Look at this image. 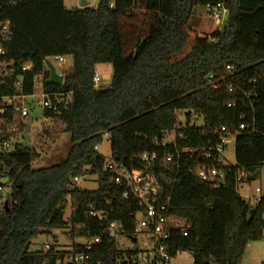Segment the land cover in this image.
<instances>
[{"label": "trees", "instance_id": "trees-1", "mask_svg": "<svg viewBox=\"0 0 264 264\" xmlns=\"http://www.w3.org/2000/svg\"><path fill=\"white\" fill-rule=\"evenodd\" d=\"M219 3L229 12L227 26L200 37L190 27L195 8ZM0 19L12 31L0 40L6 64L0 97L33 95L47 60L73 59L61 86L47 84L49 71L40 86L67 99L59 114L43 113L69 134L67 156L34 169L32 148L0 153V180L14 181L8 211L0 208V264H59L66 253L55 245L48 252L30 249L38 237L64 229L72 240L99 238L90 264H137L138 252L124 260L112 234L134 238L143 207L123 198L115 169L143 170L145 153L157 154L150 173L160 198L189 226L186 236L171 233L169 257L189 253L193 264H241L248 245L264 238V195L252 207L237 192L239 171L257 178L264 165V0H99L96 8L72 10L65 0H0ZM27 63L32 70L23 72ZM99 65L112 66L107 88H95ZM184 112L185 126L178 117ZM193 117L203 125L191 126ZM172 132L175 145L162 146ZM58 133L45 136L54 143ZM105 136L113 166L98 150ZM232 136L236 165L225 166L219 187L202 181L197 169L217 165V147ZM85 176L98 177L96 190L78 188L75 180ZM112 223L122 228L111 232ZM84 250L72 245V253Z\"/></svg>", "mask_w": 264, "mask_h": 264}, {"label": "rangeland", "instance_id": "rangeland-1", "mask_svg": "<svg viewBox=\"0 0 264 264\" xmlns=\"http://www.w3.org/2000/svg\"><path fill=\"white\" fill-rule=\"evenodd\" d=\"M82 0H65V5L67 8H80ZM92 8H96L99 4V0H84ZM229 12H226L221 23H217L216 20L208 13L206 7L197 6L194 10V15L190 21V27L194 29L199 34H205L206 36H212L216 32H221L227 26L229 20ZM204 37V36H203ZM55 68L58 75L64 76L73 67V59L71 57H65V63L62 68L59 67V62L55 58H50L48 60ZM109 67V73L105 71H100V86L109 87L113 75V69L111 65ZM40 83H43V79H40ZM42 100L37 97H28L25 101L30 108L31 114L24 122L30 126V132L27 133L28 127L24 130V133L20 134L18 138L15 139V143L35 149L37 152V161L33 163L34 169H40L49 167L57 164L61 159L67 156L69 150L70 136L69 134L60 133L62 131L61 127H57L50 122L45 121L42 108L38 105V102ZM179 121L183 126L187 124L185 118V112L179 113ZM191 126L201 127L203 125L202 119H197L194 117L191 122ZM58 132V138L53 143L47 140L45 132ZM174 139V136H170V141ZM231 144L228 145L225 153L221 154L223 158V165L230 167L235 166V136L229 137ZM44 142V144H42ZM99 153L105 157L107 164L113 166L112 155H111V142L108 136H105L103 144L99 147ZM116 167L114 166V169ZM119 171V169L117 170ZM242 171H239V175ZM98 177L97 176H85L81 178L78 182V188L81 190L94 191L98 188ZM0 183L4 185L5 192L0 195V206L4 199L9 198V195L13 192L14 181L3 178ZM262 190V193H257L256 189ZM256 190V191H255ZM238 194L248 201L252 207L256 206L255 200H260L264 195V165L257 172V178L254 181H243L237 184ZM72 216V203L68 201V204L64 208V219L69 222ZM143 219L141 214L138 215V222ZM170 224H177V220L172 218ZM141 234L135 235L134 238L125 237L117 234L116 231L112 235L116 238L118 249L123 253L124 260L128 261L127 254L129 252H138V255L132 257V262H138L139 264H153L154 258L156 256V242L150 229L144 227ZM69 230H56L53 231L51 236H40L32 245L31 252H39L45 244L49 243L55 245L58 250L66 253L65 258L59 264H72L70 255L72 254V245L78 241H83L82 239L75 238L74 240L68 237ZM167 264H193V258L189 253H179L174 258H169ZM241 264H264V238L260 242L251 243L248 245L246 253L241 261Z\"/></svg>", "mask_w": 264, "mask_h": 264}, {"label": "built area", "instance_id": "built-area-1", "mask_svg": "<svg viewBox=\"0 0 264 264\" xmlns=\"http://www.w3.org/2000/svg\"><path fill=\"white\" fill-rule=\"evenodd\" d=\"M109 7H114V3L112 1L110 2ZM206 9L212 16V18L219 24L222 21L223 15L228 12L226 6L223 3H219L214 6L208 5L206 6ZM11 36L12 31L10 22L0 19V40L8 41ZM206 37L207 36H204L203 38ZM0 55H5V52L1 46ZM55 60L59 62V67L62 68L65 63V57H56ZM0 70H6L5 63L0 62ZM31 70L32 65L30 63L24 64L22 67L23 72H28ZM46 71H49V69L45 62L44 72L39 78L34 79V86L36 91L33 95L23 96L18 94L11 97H0V153L13 151L16 146L19 145L14 142L15 139L18 138L21 133H24V129L26 130V127H30L26 122H24L25 120H27V118L30 117L31 114L30 108L25 101L28 97H37L42 99L38 102V105L42 108L43 113L44 111L49 110L54 111L56 114H59V106H64V108L67 109V99L64 95H52L46 93L43 89H40V86L42 84L40 83V79L44 80ZM20 80H22V78H20ZM94 83L95 88L100 87L101 82L98 74L95 75ZM16 86L17 88H20V83H18ZM228 106H232V104H229ZM45 121L53 124V121L49 118L45 117ZM5 127H7L6 132L4 131ZM240 129L245 130V126L241 125ZM222 132H225V129H222ZM171 135L174 136V139L170 141ZM181 137L182 134H179L178 138ZM176 139L177 135L175 134V132L168 133L166 135V139L162 143V146L170 144L175 145ZM229 144H231V140L229 139V137H225L221 140L220 145L217 147V152L219 153V155H217L216 157V161L218 162L217 165L202 166L197 169V175L202 181L206 183H212L215 187H219L220 184L224 182L227 175V169L223 165V158L221 154L225 153ZM210 157L211 155H209L208 158ZM142 160L145 163V167L143 170L127 172L123 169H119V171L115 169V172L117 174V182H121L125 186V191L123 194L124 199L132 198L138 201L139 204L143 207V212L141 213L143 219H140V221L137 222L135 234H141L144 230V227L151 230L156 242V256L154 258L153 264H164L167 263L170 258L168 254L169 247L166 243L170 240L171 233L173 231H177L183 236H186L189 226H187L179 218L172 216L170 214V204L162 201V199L160 198V187L157 184L155 178L150 173V171L155 166L157 154L145 153L142 155ZM167 162H172V158L168 157ZM246 178V174L242 172V174L238 176L237 182L242 183L243 180H247ZM78 181V179L75 180V182ZM256 190L257 193H262V190L258 188ZM4 192L5 187L0 183V195ZM8 201L9 198L4 199L0 208L5 207L6 203L9 205ZM255 203L258 204L259 200H255ZM95 215L96 214H94V216ZM172 218H175L177 220L176 225L170 224V220ZM121 228V225L118 223H112L110 225L111 232H115L116 230H120ZM99 243V238H92L88 241H84L83 246L85 250L82 252L72 253L70 255L71 263L90 264V252L92 251L93 247ZM52 247L53 245L47 243L43 248L40 249V251L48 252Z\"/></svg>", "mask_w": 264, "mask_h": 264}, {"label": "water", "instance_id": "water-1", "mask_svg": "<svg viewBox=\"0 0 264 264\" xmlns=\"http://www.w3.org/2000/svg\"><path fill=\"white\" fill-rule=\"evenodd\" d=\"M86 7H88V3L86 1H84V0H82L81 8L83 9V8H86ZM46 65H47V67L49 69V72H50V78L48 79L47 84L61 86L63 84V82H64V77L62 75H58L56 73V70H55L54 66L49 61L46 62ZM29 132H30V127H28V130H27V133H29ZM33 151L36 152L35 149H33ZM39 156L40 155H38V157ZM246 179H247V181H254V180H256V176L255 175L254 176H247ZM248 205H249V203H248ZM5 209L7 211L9 209L7 203L5 204ZM124 264H126V262Z\"/></svg>", "mask_w": 264, "mask_h": 264}, {"label": "crops", "instance_id": "crops-1", "mask_svg": "<svg viewBox=\"0 0 264 264\" xmlns=\"http://www.w3.org/2000/svg\"><path fill=\"white\" fill-rule=\"evenodd\" d=\"M74 1V0H73ZM82 2V1H81ZM75 6H73V8H68V9H70V10H72V9H79V8H74ZM81 8V7H80ZM200 35V37H203V36H205V34H199ZM105 71V73H109V67L107 66V65H99V66H97V69H96V74H98L99 75V73H101L100 71ZM84 243V241H78L77 243H75V244H83Z\"/></svg>", "mask_w": 264, "mask_h": 264}]
</instances>
